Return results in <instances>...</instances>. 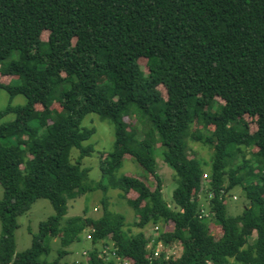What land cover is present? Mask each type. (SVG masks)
Here are the masks:
<instances>
[{
    "label": "trees",
    "instance_id": "obj_1",
    "mask_svg": "<svg viewBox=\"0 0 264 264\" xmlns=\"http://www.w3.org/2000/svg\"><path fill=\"white\" fill-rule=\"evenodd\" d=\"M0 74L13 78L0 82L9 95L0 109V264H74L61 260L88 226L93 247L81 264H264V0H0ZM16 95L25 103L12 104ZM217 97L223 103L213 110ZM9 113L17 117L4 120ZM87 113L114 126L101 178L88 182L82 159L93 145L84 142L95 128L81 125ZM126 113L144 128L124 120ZM245 115L254 118L253 132ZM194 122L209 131L190 134ZM188 136L211 147L209 173L188 155ZM243 147L256 149L251 159ZM158 152L177 180L174 208L162 196ZM126 155L153 177V188L118 174ZM204 174L218 238L200 216ZM237 185L249 206L230 216L225 194ZM90 189L104 192L101 216L62 222L68 200ZM109 189L134 208L137 233H127L124 216L110 210ZM36 197L54 214L15 252L17 216ZM150 223L165 226L164 244L180 243L179 257L155 253L157 240L148 250ZM54 237L61 247L49 261L45 240Z\"/></svg>",
    "mask_w": 264,
    "mask_h": 264
},
{
    "label": "rangeland",
    "instance_id": "obj_2",
    "mask_svg": "<svg viewBox=\"0 0 264 264\" xmlns=\"http://www.w3.org/2000/svg\"><path fill=\"white\" fill-rule=\"evenodd\" d=\"M48 36V32L44 31L41 34V38L46 40ZM139 65L144 72H147L146 68V59L140 58ZM13 78L8 75L0 74V82L8 83ZM158 89L161 91L164 98H166L165 89L162 86H159ZM9 95L4 89H0V109H3L8 102ZM217 101L213 105V110H217L218 105H221L223 101L220 98H216ZM25 103V97L23 95H16L12 104L18 105ZM53 108L60 110L61 107L58 103L52 104ZM36 109H41V105L37 104L35 106ZM17 116L13 113H9L4 117V120H10ZM244 118L249 123V129L253 132L256 129V124L254 122V118H251L247 115ZM18 119L20 121H25V116L23 114L18 115ZM124 120L128 122H132L136 125L139 130L144 128L143 123L140 122L136 115H131L130 113H126L124 115ZM81 125L85 127H93L95 128V132L90 137L89 140L85 141L84 144L91 143L93 145V151L88 155L84 156L82 159V167L89 168L88 171V181L95 180L98 181L101 178V162L106 153L112 150L113 142H114V126L110 121L102 120L95 113H87L81 121ZM212 128V127H210ZM201 129L200 125L196 122L190 128V134H193ZM203 132H208L209 129H201ZM187 142V151L189 156L197 157V159L202 163V167L206 173H209V168L211 164L212 157V149L207 144H204L201 141L193 140L190 136L186 138ZM244 154L247 158L251 159V152L256 150L255 148L247 149L245 147L242 148ZM78 155V150L72 148L71 149V160L74 161ZM234 161H237L235 159ZM157 162V172L162 179V196L164 200L168 203L171 208H174V203L172 200V192L177 186V180L174 176V171L170 168L162 159L160 152H158L156 157ZM118 174H129L135 175L137 177H142L149 182L150 187L153 188L155 186V180L150 174H147L132 158L131 156H125L123 159L122 167L118 170ZM203 183L205 185L204 190L201 192L200 202L202 204V208L205 212L204 216L208 218V225L210 228V232L213 234L215 238H218L221 234V229L214 222L212 218H210L209 208H210V198L211 194L208 191L209 186V178L208 176L203 175ZM228 183V177L225 175L224 185ZM3 189L0 185V197H2ZM133 194V195H132ZM108 197L109 208L110 210L120 213L124 216L125 225L124 230L129 234H135L140 229L134 226V222L137 218L136 212L132 206H130L125 199L119 196L118 189H109L105 194ZM130 197L136 196L134 193L130 192ZM104 196V192L101 189H90L85 194L76 197L75 199L68 200L67 202V212L64 215L62 222H64L67 218L75 215H82L84 217H91L93 219H97L102 214V202L101 199ZM225 205L227 214L230 216H235L240 214L244 207L249 206V200L246 198L245 193L241 186L237 185L230 189L225 194ZM208 212V213H207ZM54 214V209L51 203L45 199L36 197L28 210L23 211V213L17 216L18 228L15 230V252H21L28 248L31 245L32 234L38 232V224L40 221L47 219L49 216ZM207 214V215H206ZM156 226L153 224H148L145 230V236L148 238V250L151 245L155 243V251L163 252L166 258H177L181 254V245L178 242H171L169 244H164L161 238V232L165 229V226ZM93 228L88 226L85 231H83L79 235V239L75 240L71 243L66 249L69 251L67 255H65L61 261H67L74 264H81L86 262L87 252L93 247L91 243L90 237L88 238V234L91 233ZM0 235H1V223H0ZM253 238V236H252ZM46 243L51 246V252L47 256L49 261L55 259L57 257V250L61 247L60 240L57 237L52 239H46ZM101 244H95V247L100 248ZM234 245H229L227 247V251L229 254L230 261L231 255L233 251H235Z\"/></svg>",
    "mask_w": 264,
    "mask_h": 264
},
{
    "label": "built area",
    "instance_id": "obj_3",
    "mask_svg": "<svg viewBox=\"0 0 264 264\" xmlns=\"http://www.w3.org/2000/svg\"><path fill=\"white\" fill-rule=\"evenodd\" d=\"M204 176H206V174H204ZM205 214V212L203 211L202 213H201V215L200 216H203ZM207 215V214H206ZM155 228H157V227H155ZM88 238L90 237L89 235L87 236ZM159 250H156L155 251V253H157ZM122 264H128V261H123V263Z\"/></svg>",
    "mask_w": 264,
    "mask_h": 264
}]
</instances>
